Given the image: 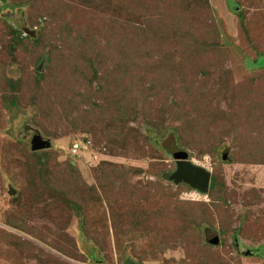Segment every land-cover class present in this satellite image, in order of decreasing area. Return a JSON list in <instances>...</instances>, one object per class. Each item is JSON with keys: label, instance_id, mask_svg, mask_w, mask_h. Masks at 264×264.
Segmentation results:
<instances>
[{"label": "rangeland", "instance_id": "rangeland-1", "mask_svg": "<svg viewBox=\"0 0 264 264\" xmlns=\"http://www.w3.org/2000/svg\"><path fill=\"white\" fill-rule=\"evenodd\" d=\"M0 264H264V0H0Z\"/></svg>", "mask_w": 264, "mask_h": 264}, {"label": "water", "instance_id": "water-1", "mask_svg": "<svg viewBox=\"0 0 264 264\" xmlns=\"http://www.w3.org/2000/svg\"><path fill=\"white\" fill-rule=\"evenodd\" d=\"M31 35H33L32 32ZM51 145V141L43 138L39 133H36L31 139V149L33 151L49 149ZM171 154L176 162V169L168 174V178L176 184L186 183L201 192H207L210 187L211 173L207 169L192 163L188 152L183 148L175 147L172 149ZM9 194H16V190L12 186H10ZM218 241L217 237L214 243Z\"/></svg>", "mask_w": 264, "mask_h": 264}, {"label": "trees", "instance_id": "trees-1", "mask_svg": "<svg viewBox=\"0 0 264 264\" xmlns=\"http://www.w3.org/2000/svg\"><path fill=\"white\" fill-rule=\"evenodd\" d=\"M31 35V34H30ZM31 36H34V34L33 35H31ZM14 104V103H13ZM41 135V134H40ZM71 148H72V144H70V148H69V150H71ZM50 149V148H49ZM49 149H44V150H39V151H33L35 154H38V155H40V160H43L44 159V157H43V155L47 152V150H49ZM80 149H82V144H81V146H80V148H79V150L78 151H80ZM71 153V151H69V154ZM79 153V152H78ZM77 153V154H78ZM73 155L72 153L70 154L71 156H73V157H75V156H78V155ZM42 156V157H41ZM228 158V157H227ZM40 163V162H39ZM215 184H216V182H215V180L213 179L212 181H211V183H210V189L211 188H213L214 186H215Z\"/></svg>", "mask_w": 264, "mask_h": 264}, {"label": "built area", "instance_id": "built-area-1", "mask_svg": "<svg viewBox=\"0 0 264 264\" xmlns=\"http://www.w3.org/2000/svg\"><path fill=\"white\" fill-rule=\"evenodd\" d=\"M81 144L82 142L80 140H76L72 143L71 153L73 155H76L78 153L77 151L79 150Z\"/></svg>", "mask_w": 264, "mask_h": 264}, {"label": "clouds", "instance_id": "clouds-1", "mask_svg": "<svg viewBox=\"0 0 264 264\" xmlns=\"http://www.w3.org/2000/svg\"><path fill=\"white\" fill-rule=\"evenodd\" d=\"M81 141V140H80ZM210 183H211V180H210Z\"/></svg>", "mask_w": 264, "mask_h": 264}]
</instances>
